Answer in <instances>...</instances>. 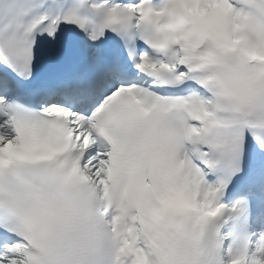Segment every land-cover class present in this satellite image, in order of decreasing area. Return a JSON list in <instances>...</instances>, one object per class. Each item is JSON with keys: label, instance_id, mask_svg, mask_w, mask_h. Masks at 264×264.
Listing matches in <instances>:
<instances>
[{"label": "snow or ice", "instance_id": "1", "mask_svg": "<svg viewBox=\"0 0 264 264\" xmlns=\"http://www.w3.org/2000/svg\"><path fill=\"white\" fill-rule=\"evenodd\" d=\"M0 264H264V0H0Z\"/></svg>", "mask_w": 264, "mask_h": 264}]
</instances>
